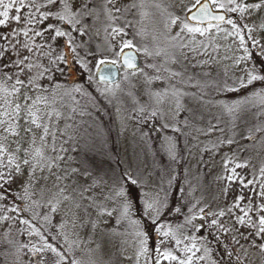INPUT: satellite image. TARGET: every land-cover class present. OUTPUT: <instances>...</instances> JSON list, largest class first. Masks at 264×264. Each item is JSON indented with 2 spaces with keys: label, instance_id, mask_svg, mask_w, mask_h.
I'll return each instance as SVG.
<instances>
[{
  "label": "snow or ice",
  "instance_id": "obj_1",
  "mask_svg": "<svg viewBox=\"0 0 264 264\" xmlns=\"http://www.w3.org/2000/svg\"><path fill=\"white\" fill-rule=\"evenodd\" d=\"M172 7L173 5L165 4L163 0H134L131 5L123 7L119 5L118 0H102L100 3H97V0H79L78 3H71L70 0H0V27L7 26L10 22L20 24L21 12L27 9L23 17V27L12 28L9 32L0 34V210H4L0 221L12 220L14 224L16 218L9 216L8 212L21 213L37 205L39 202L32 200V197L37 191L36 185L43 181V185L38 189L41 199L51 193L47 199L51 213L59 211L61 204L66 202L70 206L68 211L72 213L74 228L77 224L81 228L90 225L93 235L96 229L101 230L102 238L131 235L136 246L135 264H140L141 256L145 258V264H161V260L175 264H257L258 260L259 264H264V162L259 168L258 191L254 187L258 182L257 177L247 179L236 172V169L248 167L247 160L235 163L233 168L229 167L238 159L236 152L243 153L248 151L249 147L264 151V122L247 127L240 133L235 131L236 121L241 118L242 113L255 108L259 109L256 113L258 117L264 116V87L252 91L241 100H205V89L209 86H213L217 92H238L248 87L254 88V82L264 84V0L253 3H245L242 0H195V3L183 9V16L170 11ZM147 8L156 9L162 17L163 46L154 32V50H150L146 44L137 45L133 38L122 39L119 51H115L116 45L111 41L127 36L126 29L133 27L131 21H125L123 26L119 22L124 20L132 9H136L143 20L149 15ZM10 9H14L16 15L10 16ZM229 13H238L239 19L231 18ZM254 14L259 23L256 20H253L251 25L244 22ZM101 15L106 20L105 52L100 54L99 59L94 57L93 70L80 55L87 43L82 37L89 35L86 20L91 18L95 23L100 20ZM223 23L230 25L231 30L221 27ZM174 25H179V31L172 35L171 28ZM145 35V29L142 27L135 32V36L141 37L142 40ZM21 36L24 37L23 40L20 39ZM77 36L81 38L80 41ZM229 38L238 39L242 55H220L219 41ZM37 39L39 43L36 42ZM126 49L128 51H125ZM132 50L149 57L163 56L162 65H146L158 74L148 76L140 69ZM228 51H231L230 47L225 48V52ZM108 53H111V57ZM229 59L233 60V66L241 62H250L251 66L245 67L243 75L232 79L231 82L228 66H224L222 80L219 74L212 77V67ZM172 64L179 65L180 70H174L170 67ZM76 65L88 72V83L94 84L97 91L105 96L114 95L120 88L119 83L114 87H101L102 84H112V77L118 71L117 65L124 68L125 81L129 80V73L144 76L147 85L153 80H164L166 86L163 89L148 93L149 100H154L155 105L165 100L172 105L167 113L170 119L161 124L164 129L171 127L174 132H180L176 118L182 111L189 112L183 119L185 127L193 120L201 118L196 115L197 108H185L182 103L184 97L196 101L199 105H213L221 110L215 124L209 119L206 129H195L197 133L205 135L221 133L215 142L199 148V152H218L225 145L231 148L233 144H237L236 152L231 156L226 154L223 160L225 176L217 177V180H227L230 183L239 181L241 191L228 203L229 188L224 187L221 194L225 197V206L217 205V210H212L211 204L200 207L199 201L191 204L187 213L183 212L184 204L172 209L177 214H184V223L175 229L168 226L166 231L157 226L156 231L163 237L174 240L180 255H176L170 248L161 250L164 241L157 244L155 256L150 255L147 247L148 234L142 229L141 220L133 218V201L129 198L130 190L141 185L139 176H133L127 168L108 178H105L107 174L97 176L75 155L81 140L85 147L89 146L86 139L88 132L83 126V121H69H74V114L77 112L81 117L90 116L88 108L95 107V100L79 85L69 89L55 82V74L59 72L63 76L64 66L72 69ZM109 65L111 67H107ZM197 68L201 71H194ZM205 68L209 71H204ZM189 69L193 71L190 72ZM161 72L168 75L162 76L159 74ZM172 80L197 91L177 87L176 84L170 83ZM74 93L82 97L83 104L76 100ZM66 99L71 100L74 105L67 113ZM145 112L152 118H156L159 113L162 120L166 115L152 103L138 109V113ZM222 115L230 117L227 123L231 125L229 130L232 135L226 138L225 130L219 126ZM147 118L145 116V120ZM61 120L65 121L63 127L60 126ZM237 135L240 141L235 139ZM164 141L169 158L176 161L175 139L166 136ZM243 141H251L252 144H243ZM169 176V186L172 181L180 185L175 175L170 172ZM49 181L55 191L48 188ZM13 185L18 187L13 189ZM244 189H249L251 194L241 206L245 201ZM160 191L165 193L163 199L159 192L153 196L141 194L143 217H151L154 225H158L161 210L166 208L167 191L163 187ZM180 191H184L182 185ZM6 200L9 201L8 205L2 203ZM16 200L31 203H26L21 208L15 203ZM112 204L117 207H110ZM114 216L117 226H123V222L127 221L129 228L123 233L108 228L109 220ZM197 218L204 223L194 224L193 221ZM43 219L51 222L47 214ZM19 222L30 225L28 219H20ZM64 224L65 221H62L58 227L62 229ZM11 228L12 225H9L0 244L15 248L17 255L12 264H24L20 253L25 248L31 253L28 264H100L98 260L93 259V254L100 251L103 244L96 243L95 248L87 247L94 243L91 237L88 240L78 237L68 241L65 236L67 248L61 249L49 243L35 226H31L28 235L35 233L40 236L42 246L14 243L8 239ZM202 231H205L207 236H201ZM52 239L55 240L56 237L53 236ZM75 250H80L82 255L78 257ZM46 253L52 255L47 256ZM4 255L7 257L9 253L4 252Z\"/></svg>",
  "mask_w": 264,
  "mask_h": 264
},
{
  "label": "rangeland",
  "instance_id": "obj_2",
  "mask_svg": "<svg viewBox=\"0 0 264 264\" xmlns=\"http://www.w3.org/2000/svg\"><path fill=\"white\" fill-rule=\"evenodd\" d=\"M7 2V0H5ZM71 3H78L79 0H70ZM102 2V0H97V3ZM134 0H118L120 6H128L131 5ZM138 2V0H135ZM165 4L173 5L170 8V11L175 12L177 15H184L183 9L191 4L195 3V0H163ZM245 3H253L258 2V0H242ZM2 10V9H0ZM27 11L25 9L21 12V22L20 24H16L14 22H10L7 26L0 27V34L9 32L12 28L19 29L24 26L23 17L24 13ZM146 11L149 12V15L141 20L140 16L137 13L136 9H132L129 14L126 15L124 20H121L119 24L123 26L125 21H131L133 27H129L126 29L127 36L117 37L115 40L111 41L116 45L115 51H119V43L122 39H135L137 45L146 44L150 50H154V45L152 41V35L155 32L158 36L159 41L161 42V46H163V32L164 25L161 22L162 17L159 12L154 8H147ZM9 15H16L14 9L9 10ZM233 19H239L238 13H229L228 14ZM253 20H256L259 23V19L253 15L251 18H246L245 23L249 25L252 24ZM52 21H49L51 23ZM86 23L89 25V35L82 37L85 44V48L81 50L80 55L83 56L89 65L95 70V60L101 58V53L105 52V33L104 26L106 24V20L101 15L100 20L95 23L91 18L86 20ZM144 28L146 35L141 39L139 36H135V32L139 28ZM221 27L231 30V26L226 23L221 24ZM110 31V30H109ZM179 31V25H174L171 28V34L175 35V33ZM256 33L254 32L253 35ZM264 35V34H262ZM89 36L91 39H89ZM198 39L200 37H197ZM247 38V36H246ZM21 40L24 39L23 36L20 37ZM77 40L80 41L81 38L77 36ZM39 43V39L36 41ZM221 44L220 55H227L229 57L240 56L243 54V51L238 47V39L237 38H229L228 40H220ZM99 46V48H98ZM230 47L231 51L225 52V48ZM140 56V69H143L148 76H155L158 73H154V69L146 67L148 64H152V60H158L161 64L163 63V56H145L144 53L138 52ZM111 57V53H108ZM203 58V57H202ZM224 66H228V76L230 78L229 82L236 77L243 75V69L245 67H250L251 63L245 64L241 62L237 66H233V60H224L221 64H216L212 67L211 76L217 77L219 74V78L223 79ZM174 70H180L179 65L172 64L170 65ZM65 71L64 75L61 76L59 72L56 75V81L59 82L63 87L71 89L73 86L78 85V82H85V86L89 89H92V85L88 83V72L84 69H81L79 65H76L74 68L69 69L67 66H64ZM189 71H193L189 69ZM194 71L200 72L201 69L197 68ZM204 71H209L208 68H205ZM120 77L118 81L112 83L111 85H101V87H114L115 84L119 83L120 88L115 91V94H109L107 96L101 95L98 92V95H92L95 97V102L99 99H102V103H106L109 108H112L114 123H115V131H116V152L121 163V166L124 169H129L132 174H137L140 177L141 185H138L140 190V199L142 193H147L148 196H153L155 193L159 192L161 197V184L159 183V179L157 178L154 171L151 168V143L150 139L148 141V137H146V129L142 127V124L145 122L152 121L153 118L145 113H138V109L142 106H145L149 103H152L154 107H159L165 115V120L170 119V116L167 115L169 108L172 106L169 104L167 100L161 102L159 105H155L154 100H149L148 93L150 91H157L163 89L165 85L164 80H153L150 85L145 84V78L142 75L136 74L132 75L129 73V80L125 81L123 79L124 69L120 71ZM162 76H167V73H161ZM47 83V81H45ZM172 84H176L177 87H182L187 91H197L195 88H189L177 83L176 80L170 81ZM206 92V91H205ZM251 93V92H250ZM207 94V92H206ZM76 100H79L81 96L77 93H74ZM99 99H98V98ZM208 97V96H205ZM207 99V98H206ZM221 100V99H219ZM224 101V100H223ZM236 101V100H230ZM226 102V101H225ZM182 103H184L185 108H197L198 111L196 113L197 117H201L199 119L193 120L187 127L183 125L184 117L189 115L188 111H182L181 115L176 119L179 122V127L181 131L184 132V142L186 146V163L189 167L191 183L193 184V192L196 197L195 203L197 201L200 202V207H204L205 205L211 204L212 210H217V205L219 207L225 206V197L221 194L222 189L224 187L229 188V193L227 196V202L231 203L234 197L240 193L241 186L239 181L228 182L227 180H217V177L225 176V167L223 160L225 159L226 154L231 156L233 152H236L237 144H233L231 148L227 145L223 146L218 152H205L201 154L199 152V148L205 147L206 145H210L211 142H215L217 137L221 135L220 132H215L211 135H205L203 133H197L196 128L206 129L207 123L209 119H211L212 123L215 124L217 122L216 117L220 114L221 110L217 106L208 105L202 106L197 104L196 101L188 97H184L182 99ZM74 106L71 100L66 99L65 110L66 113L70 108ZM95 110H100L99 101L95 104ZM151 110V109H150ZM149 110V111H150ZM259 109H250L246 113L241 114V118L236 121L235 131L236 133H240L244 131L247 127L253 126L259 122H264V116H257V112ZM77 114H74V121H69V123L76 121ZM145 116H147V120H145ZM160 116L159 113L157 117ZM220 128H223L224 137L232 135V132L229 130L231 125L227 123L230 120V117L227 115L220 116ZM65 121H60V126H64ZM160 126V125H159ZM89 130L88 136L86 139L88 140V147L84 146L83 140L78 145V152L75 153L77 158L89 167L94 175L97 176H105V178L111 177L114 173L118 175L120 170L118 166L114 163L111 164L109 160H107L103 155L99 147V143L102 142L103 136L97 134V132H102L101 129L98 131L91 130L90 127H87ZM157 131H159V135L163 136L164 128L157 127L155 125ZM154 128V129H155ZM171 128V127H170ZM155 129V130H156ZM180 131V132H181ZM259 135V134H258ZM169 137H173L172 135H168ZM193 137H196L194 139ZM174 138V137H173ZM175 139V138H174ZM237 141H240L239 135L235 137ZM104 140V138H103ZM176 141V139H175ZM243 144L251 145V141H243ZM195 145V147H194ZM104 146V145H103ZM107 147H104L106 152ZM103 150V149H102ZM237 160L233 161V163L229 166L230 168L235 167V163H243L245 160L248 161V167L236 169V172L241 177H246L247 179H253V177L258 178V182L254 185L255 189L259 190V168L261 163L264 162V151L259 149H254L249 147L248 151L243 153L236 152ZM39 175V173H37ZM43 181H40L38 185H36V193L33 195L32 200H36L39 203L31 208L29 211H23L21 213L17 212H8L9 216L15 217V223L13 224L12 220L7 222L0 221V240L4 238V234L6 230L9 228V225H12L11 231L8 232V239L12 240L14 243L20 244H35L37 246H42L43 241H41L40 236H37L33 233L31 236L28 235V232L31 231V226H35V228L39 229L40 233L47 238L49 243L56 245L58 248L66 249L67 243L65 242V236H67L68 241L76 240L78 237L81 240H88L89 237L92 238L94 243L87 245V247L95 248L96 243H102L103 247L100 251L93 254V259H96L100 262V264H135V251L136 246L133 243V237L131 235L128 236H115V237H103L100 229L95 230V234L93 235V229L91 226H87L85 228L77 226L73 227V216L72 213L68 211L70 207L66 202L61 204L60 210L56 213H51L50 208L47 206L48 196L51 195L49 192L43 199H41L39 194V187L43 185ZM18 187V185H13V189ZM48 188L51 191H55L52 188V182H48ZM249 189L243 190V195L245 197V201L247 202V197L250 195ZM131 199V197H129ZM132 200V199H131ZM4 205H8L9 201H3ZM16 204L20 205L21 208L24 207L26 203H31V201H20L16 200ZM142 205V204H141ZM110 207L115 208L117 205L112 204ZM4 214V210H0V216ZM49 215L51 222H47L43 219L44 215ZM118 214V213H117ZM133 218L141 220V227L147 233L145 226L143 225V221L141 218L137 216V213L133 207ZM148 218V217H147ZM151 219V217H149ZM20 219H28L30 221V225H23L19 221ZM107 219V217H106ZM184 219L178 220L176 222H168L165 224L158 225L161 227L162 231L168 230V226H171L173 229L176 226L184 223ZM62 221H65L64 227L61 229L58 225L61 224ZM194 224H201L204 221L199 218L193 221ZM108 228L117 229L119 232L123 233L126 228H129L127 221L123 222V226H117L115 224V216L109 220ZM155 229V238L150 240L148 236L147 247L149 249L150 255L155 256V248L160 241H164L161 244V250L164 248L172 249L176 255H180V252L176 249L175 241L170 238L163 237L160 233H156ZM191 234V233H186ZM201 236H207L205 231L200 233ZM55 236L56 239L53 240L52 237ZM8 248L9 257L12 262L16 259V251L15 248L9 246L7 244H0L1 247ZM182 247V245H181ZM255 251V250H253ZM75 254L79 257L82 255L80 250H75ZM47 256H51V253H46ZM21 259L24 264H28L31 253L27 248L22 249L20 253ZM126 257H133V259H127ZM140 264H145V258L141 256ZM161 264H175V262H168L161 260ZM257 264L259 261L257 260Z\"/></svg>",
  "mask_w": 264,
  "mask_h": 264
},
{
  "label": "trees",
  "instance_id": "obj_3",
  "mask_svg": "<svg viewBox=\"0 0 264 264\" xmlns=\"http://www.w3.org/2000/svg\"><path fill=\"white\" fill-rule=\"evenodd\" d=\"M151 63L156 64L157 66L162 65L158 60H152ZM154 73L157 72L154 70ZM77 84L86 92L90 93L91 97L92 95H98L99 91H97L95 85H92V89H89L85 86L86 84L83 81L78 82ZM254 85V88L248 87L238 92H217L213 86H209L207 89H205V91L207 92L205 96H208L205 97V100H212L213 102L219 101V99L224 100L226 102L230 100H241L250 92L264 87V84H261L260 82H254ZM94 100H96L95 97ZM79 101L81 102V104L84 103L82 97L79 99ZM98 101L100 110H95V107L90 106L88 108V111L91 112V115H85L83 117H81L79 115V112H77L75 122L79 123L83 121V126L87 130H89L87 127H90V129L94 130L95 132L101 129L102 132H97V134L100 135L101 133V136H103L104 138V140L102 138V142L99 143L102 155L107 160H109L111 164L115 163L118 166L120 172H122L125 169L123 166H121L116 152V131L112 108H109L106 103H102V99H99L96 102ZM162 123L163 120L160 118V116H158L156 118H153L152 121H148L145 122V124H142V127L146 129L145 134L146 137H148V141L149 139L151 141V143L149 142V144L151 145L150 149L152 171H154L157 178L159 179L161 187H163L167 191L166 208L161 210V213L158 217V225L182 220L183 218H185L184 214H177L172 211V209H174L180 204H184L185 207L183 212L187 213V208L191 204H194L196 200V197L193 192V184L191 183L189 167L185 160L186 146L184 142V132H174L173 129L169 127L167 129H164L163 134L165 135L160 136V133L155 128V125H157V127H160ZM168 135H172L176 139V161H172L169 158L167 152L165 151L164 137ZM104 147H107L106 152L104 150ZM170 172L177 177V180H179L180 185L183 186V192L180 191V185H178L176 181H172L171 186H169L168 180L170 179ZM133 176H137V174H133ZM161 194V199H163L165 196L164 191H161ZM130 197L133 201V207L137 213V216L142 219L147 234L150 240H152L153 238H155V229L158 225L152 224V221L149 217H143V209L141 207L142 202L140 199V190L138 185L130 190ZM8 250V248H5L3 246L0 248V264H11L10 257H5L4 255V252H8Z\"/></svg>",
  "mask_w": 264,
  "mask_h": 264
},
{
  "label": "water",
  "instance_id": "obj_4",
  "mask_svg": "<svg viewBox=\"0 0 264 264\" xmlns=\"http://www.w3.org/2000/svg\"><path fill=\"white\" fill-rule=\"evenodd\" d=\"M202 2H203V0H202ZM214 11H215V9H213ZM188 15H190V13H188ZM190 23H193V24H195L196 22L195 21H190ZM215 23V22H214ZM125 51H128L127 49L125 50ZM133 51V54L136 56V58H137V63H138V67H140V63H141V60H140V56H139V54H138V52H136L135 50H132ZM105 66H102V68H104ZM107 67H111L110 65L109 66H107ZM117 69H118V71H116V74L112 77V83H114V82H116V81H118V79H119V77H120V71H121V69H124L123 67H122V65H117ZM107 74V73H106Z\"/></svg>",
  "mask_w": 264,
  "mask_h": 264
}]
</instances>
